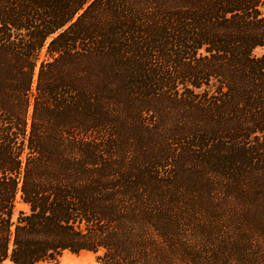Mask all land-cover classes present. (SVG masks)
<instances>
[{
  "label": "trees",
  "instance_id": "1",
  "mask_svg": "<svg viewBox=\"0 0 264 264\" xmlns=\"http://www.w3.org/2000/svg\"><path fill=\"white\" fill-rule=\"evenodd\" d=\"M258 47L264 0H0V264H264Z\"/></svg>",
  "mask_w": 264,
  "mask_h": 264
},
{
  "label": "rangeland",
  "instance_id": "2",
  "mask_svg": "<svg viewBox=\"0 0 264 264\" xmlns=\"http://www.w3.org/2000/svg\"><path fill=\"white\" fill-rule=\"evenodd\" d=\"M264 53V48L258 47L254 50V54L261 55ZM45 50L41 53V59H44ZM28 205L22 202L20 198L17 200L16 211L19 210H27ZM248 212V211H247ZM244 207L243 205H235L234 206V232L237 227L239 232L245 231L244 233H250V229H255L257 234L252 233L254 236H261L264 238V234L259 228H256L252 222V219L249 217H245L244 215ZM264 221V220H263ZM264 242V241H263ZM96 254L91 251H80L78 253H72L71 251H64L60 256L59 260L61 264H95Z\"/></svg>",
  "mask_w": 264,
  "mask_h": 264
}]
</instances>
